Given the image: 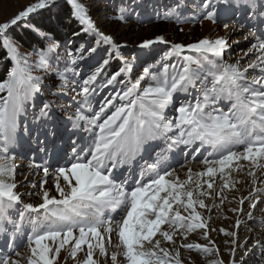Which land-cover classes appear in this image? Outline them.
Listing matches in <instances>:
<instances>
[{
    "label": "rangeland",
    "instance_id": "1",
    "mask_svg": "<svg viewBox=\"0 0 264 264\" xmlns=\"http://www.w3.org/2000/svg\"><path fill=\"white\" fill-rule=\"evenodd\" d=\"M59 2L89 38L76 55L110 47L65 56L76 79L22 54L36 85L0 103V264H264V0L168 24L113 0H0V39ZM149 45L96 95L109 50L123 64Z\"/></svg>",
    "mask_w": 264,
    "mask_h": 264
},
{
    "label": "trees",
    "instance_id": "2",
    "mask_svg": "<svg viewBox=\"0 0 264 264\" xmlns=\"http://www.w3.org/2000/svg\"><path fill=\"white\" fill-rule=\"evenodd\" d=\"M207 1L209 0H206L208 7H217L219 5H222L224 7L217 12H215V10H212V12H208L207 15H209V18H211V15L220 13L222 11H224V15H227L229 13H233L234 10L238 7H244L240 2L241 0L237 1V3L235 2L236 0H216L218 2H212L210 4H208L209 2ZM113 2L118 5L115 9H117V7L119 8V5L122 6V10L119 12V14H117L118 17L121 18H132L133 10L136 7L143 8V11L147 14V18L151 16L155 17V14L147 12L149 9H152V11H155V13L163 11V15L170 13L168 16L169 18H164L165 20H158L160 21L159 24H168V20H170L177 14L182 15V17L185 18L189 17V20L194 21L200 18L202 13L204 12L203 8L201 7L202 0H179L176 7L172 6V4L174 3L172 2V0H113ZM244 3H246V1ZM179 7L180 9H178ZM115 9L113 8V10ZM190 9L194 10L192 14H188V11ZM38 11L41 13L39 14ZM42 11L43 9L39 8L37 10L38 13L30 18V20L21 22L16 28L8 30L6 35L7 39H10L14 46H11L8 42L0 39V85L5 84V86L3 85V87L0 88V103L6 102L5 97L8 94L7 86H10L12 84L16 86L15 94H17L18 91H23L27 88L32 89L36 85V82L30 80L27 76H25V74L22 77H20L18 74V70H22V72L24 73V71L27 69L25 68V58L24 56H22V54L36 55L37 59L43 58L45 62H40L42 63V65H45L46 67H53L58 71V73L60 71L59 75H61L63 71H66L65 68H63L62 70L60 69V65L62 63L61 60L65 56L74 57L76 59H79V63L82 62V64H86L87 62V65H89L90 62H93L95 60L97 61V59L101 55H104L106 53V49H109L110 47L109 45H106L105 41L94 36L92 38V41L94 43L95 41H97V43L95 44L96 50L94 51V55H96V58L90 59V57L93 55H90V52H87L82 56L76 55L75 53L78 49V42H87V40H89V38L87 39V32L85 31V27L80 18L70 9V7L65 2H59L56 5L54 4V6L51 7L50 11ZM197 12H199L200 15L192 17L187 16L193 15V13L195 14ZM177 26L179 27L178 24ZM47 38L50 39L48 41L49 44L57 45V48L54 52L48 51L47 46L49 44H47ZM67 42L71 43L72 50L68 54H65V52L62 53L59 49H62L61 46L67 44ZM154 51V45H149L145 46L143 51H138L139 53L134 51L133 53L129 54L127 52L125 57L128 59V61H125L126 63L122 64V62L118 60L117 55L113 54L112 50H109L107 52L108 54L104 56L107 61L98 71L95 82H97V85L99 86L103 83V81L105 83V81L108 82L110 80V84L104 86V88L102 87L96 95L100 96L103 93V90L107 89L112 83H117L119 79H125V81H127L125 75H128V73L129 75L132 74L133 68L131 67V70H129L130 68L126 69V66L134 62L137 63L139 58L141 57L140 54H143L144 57L153 56ZM176 55L175 57H179L178 55ZM166 56L171 57V54H166ZM86 58L90 60L86 61ZM203 58L206 57L204 56ZM65 67L67 68V65H65ZM148 71L149 69L146 70V73H148ZM197 72L199 73V75H201L202 73L201 70L196 71V73ZM69 73L70 72L66 71V74ZM70 75L72 79L77 78V76H75L72 72L70 73ZM137 79L138 78H135L134 82H136ZM98 86L94 88L98 89ZM89 87L90 86H85L81 88V91L84 89L87 90L88 96L91 94ZM54 89L55 90L51 91V94H53V96H55V93H57L56 87ZM24 98L31 99L32 97L31 95H24ZM36 100L37 99L34 98L33 101ZM44 109H48V104L44 105Z\"/></svg>",
    "mask_w": 264,
    "mask_h": 264
},
{
    "label": "bare ground",
    "instance_id": "3",
    "mask_svg": "<svg viewBox=\"0 0 264 264\" xmlns=\"http://www.w3.org/2000/svg\"><path fill=\"white\" fill-rule=\"evenodd\" d=\"M118 174H119V173H117V175H118ZM121 175H122V174H121ZM129 185H130L131 187H132L133 185H134L133 187H135V186H136V184H135V183H134V184H133V183H130Z\"/></svg>",
    "mask_w": 264,
    "mask_h": 264
}]
</instances>
